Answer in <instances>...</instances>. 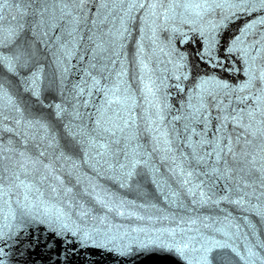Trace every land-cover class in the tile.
<instances>
[{
    "label": "water",
    "instance_id": "95a60500",
    "mask_svg": "<svg viewBox=\"0 0 264 264\" xmlns=\"http://www.w3.org/2000/svg\"><path fill=\"white\" fill-rule=\"evenodd\" d=\"M217 2L224 7L201 20L186 23L178 15L173 21L157 20L156 26H149L151 18L144 23L146 7L129 13L138 0H89L86 14L77 13L81 21L75 31L59 20L39 24V18L30 15L22 21L24 28L14 42L0 45V56L13 58L16 72L8 71L6 61L0 63V83L21 107L26 105L31 114L43 116L58 134L61 124L80 122L74 119L76 111L94 113V106L102 102V95L90 87L89 73L104 83V77L115 80L125 71L123 79L137 102L134 115L141 130V152L149 153L141 156L147 164L138 166L132 179L106 165L90 167L95 160H89L76 169L58 166L56 174L63 187L50 182L59 196L48 191L44 197H32L24 207L23 198L17 205L13 195L10 207L0 211V264H197L201 253L192 249L214 242L226 246L213 249L210 264H264V195H260L264 189L257 186L254 195L242 198L226 181L214 186L207 181L203 190L211 200L202 203L207 196L202 198L198 189L192 195L187 190L191 185H183L173 171L183 160L181 153L190 159L191 149L184 140L191 133L184 132V125L191 123L189 97L198 104L199 81L214 77L233 86L242 83L246 79L245 52L255 55L256 48L264 45L260 0H245L243 5L241 0ZM9 6L15 13L13 0H9L5 15ZM97 45L107 50L100 51ZM140 60L148 71L142 70ZM33 73L39 74V99L26 91ZM146 83L159 89L155 97L148 98L162 110L164 121L157 124L161 130L167 129L173 152L165 153L163 140L157 145L151 139L155 133L145 130L155 127L145 110L151 120H156L157 111L145 103ZM77 86L84 87L83 94ZM55 105L64 109L59 116ZM210 110L212 116L217 115L215 109ZM177 116L180 119H174ZM192 127L197 132L203 129L197 123ZM173 129L179 133V141ZM172 155L177 157L175 163ZM75 159L79 162L81 158L77 155ZM225 186L232 191L225 192ZM225 195L228 200L221 199ZM241 199L242 203L233 202ZM249 251L255 255L249 256Z\"/></svg>",
    "mask_w": 264,
    "mask_h": 264
},
{
    "label": "snow or ice",
    "instance_id": "6c2138e0",
    "mask_svg": "<svg viewBox=\"0 0 264 264\" xmlns=\"http://www.w3.org/2000/svg\"><path fill=\"white\" fill-rule=\"evenodd\" d=\"M88 2L89 0H13L15 13L12 6H9L5 15V5L9 4V0H3L0 3V45L14 42L24 28L22 21L30 15L38 17L39 24H51L59 20L75 31L81 21L77 13L86 14L85 6ZM244 3L245 0H241V5ZM33 4L38 7L32 8ZM260 6L264 8V0H260ZM145 7L147 10L144 23L148 24L147 18H151L149 26H156L157 20L167 23L175 20L178 15L186 23L198 21L224 5L217 0H138V3L129 7V13L133 8ZM177 9L181 11L178 13ZM259 22L264 24V19ZM92 23L95 24L96 21L93 20ZM252 26L250 24L247 28ZM72 31L68 35H72ZM127 31L124 28V32ZM257 44L259 41L252 48H256ZM97 48L100 51L107 50L100 45ZM228 51L233 49L229 48ZM206 52L211 55L209 50ZM245 56L248 57L244 60L246 79L242 83L233 86L214 77L201 79L196 86L198 104H193L189 97L187 107L191 109L188 117L191 123L184 125V132L191 135L185 136L184 143L191 149L190 159L181 153L183 160L173 171L178 172L183 185H191L187 190L192 195H196L194 189H198L199 195L206 197L203 189L207 181H211L213 186L217 181H226L238 194H242V198L243 195H254L257 186L264 189V45L256 48L255 55L245 52ZM5 61L8 71L16 74L13 58L0 56V63ZM139 63L142 70L148 71V65L143 60ZM88 75L92 81L90 87L102 95L103 100L99 106H94V113L82 115L76 111L74 119L80 122L61 124L60 134L52 129L43 116L31 114L26 105L21 107L17 99L0 83V211L5 206L10 207L13 195L17 205H20V198H23L24 207L28 206L32 197H44L48 191L53 196H59L57 187L50 182L51 179L63 187L61 176L56 174L58 166L63 168L68 165L71 169H76L80 163L88 164L89 160H95V164H89L90 167L106 165L109 169L121 170L126 178L132 179L136 175L137 167L147 164V160L141 159L142 155L149 153L141 152V130L134 115L137 102L130 85L123 79L126 72L118 73L115 80L104 77V83L91 76V73ZM176 79L179 80L180 77L177 76ZM184 79H187L186 75ZM38 80L39 74L33 73L28 81L31 87L26 89L37 99L40 96ZM77 87L79 94H83L84 87ZM176 87L179 88V85ZM158 90H154L151 84H145L146 94H142L145 103L157 109L156 120H151L145 110L149 123L155 125L145 130L155 133L151 139L157 145L162 139L165 145L163 151L169 153L174 151L173 141L169 139L167 129L161 130L157 124V121L160 124L164 121L162 110L148 98L155 97ZM91 94L88 93L89 96ZM225 99L227 103L224 102ZM54 107L58 109L57 116L64 111L60 105ZM84 107H87V103ZM210 109H215L217 115L212 116ZM193 123L202 124V131L197 132L192 127ZM173 135L179 141V133L175 129ZM192 136L197 139L193 140ZM153 151H157V148H153ZM77 155L81 158L79 162L75 159ZM165 159L168 157L165 156ZM171 159L175 163L177 157L172 155ZM201 168L203 171L199 170ZM245 189L253 191L247 193ZM70 191V188L65 189V192ZM224 191L230 193L232 188L225 186ZM260 195H264V191ZM221 199L228 200V196ZM208 200H211L210 196L201 202L206 203ZM215 202L219 203L218 200ZM233 202L239 204L242 199ZM56 211L63 214L60 209ZM84 214L87 215L86 212ZM225 246L214 242L207 246L201 244L192 251L201 253L197 264H210L209 255L213 249ZM254 255L255 253L249 251V256Z\"/></svg>",
    "mask_w": 264,
    "mask_h": 264
}]
</instances>
